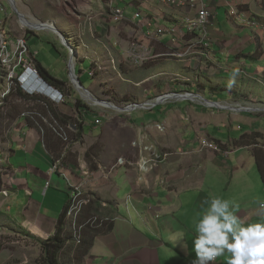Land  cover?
<instances>
[{"label":"crops","instance_id":"0c3cea01","mask_svg":"<svg viewBox=\"0 0 264 264\" xmlns=\"http://www.w3.org/2000/svg\"><path fill=\"white\" fill-rule=\"evenodd\" d=\"M202 1L213 21L207 49L197 35L179 34L186 21L197 17L199 0H188L182 7L158 0H115L112 8L126 11L125 20L118 24L101 0H94L90 7L85 4L82 14L91 16L92 23L84 27H89V32L87 42L79 46L76 72L80 79L94 81L86 89L96 100L111 105L112 97L122 101L118 105L124 99L128 105H143L162 95L191 93L203 102L246 106L242 97L247 100L246 94L255 85H263L264 0ZM15 3L26 19H40L39 1ZM9 5L0 0V28L11 37H25L36 55L37 69L67 83V87L49 84L64 96L63 102L28 98L21 89L5 101L0 98V242L7 236L29 242L30 236L41 241L52 238L71 199L72 187L82 181L85 192L98 199L100 217L114 223L110 234L95 240L82 264H193L195 224L210 196L239 203L237 215L246 224L258 221L256 205L264 200V185L258 177V182L254 181L252 148H235L234 144L253 132H259L264 140L263 125L255 122L252 130L244 132L240 123L236 130L241 134L236 135L238 121L232 117L226 122L224 115L211 110L230 111L233 116L252 112L211 108L191 99L174 100L154 111L137 110L130 116L113 114L103 106L79 111L77 102L84 106V100L67 80V75L71 78V54L66 45L59 37L53 47L42 37L41 45H32L36 29L25 28ZM234 10L240 19L232 15ZM46 19L47 25L54 22L64 33L71 27ZM173 28L178 33L175 36L169 34ZM133 42L149 45L159 58L142 68L130 67L125 59ZM31 110H51L63 123L74 127L82 124V141L67 148L50 131L42 135L22 117ZM104 115H109L106 123L99 118ZM157 125H162L163 131ZM134 141L173 155L147 173L125 166L108 181L96 176L84 179L86 170L109 168L120 157L136 162L139 150L132 146ZM203 141L231 154L227 157L202 149ZM56 163L58 170L53 172ZM5 188L7 198L1 194ZM1 253L0 257H7ZM213 264H226V260L221 257Z\"/></svg>","mask_w":264,"mask_h":264},{"label":"built area","instance_id":"2783aa9c","mask_svg":"<svg viewBox=\"0 0 264 264\" xmlns=\"http://www.w3.org/2000/svg\"><path fill=\"white\" fill-rule=\"evenodd\" d=\"M7 1L10 3V0ZM158 1L163 4L176 7H182L188 2V0ZM199 1L200 9L198 11L197 17L186 21L183 26V31L179 34L183 37H185L187 33L191 35H197L200 40V45H204L205 49H207L209 45L206 43V41L209 38V31L213 26V21L211 19L212 13L202 0ZM1 10L2 8H0V11ZM232 15L238 19L241 18L239 12L236 10L232 12ZM125 18L126 11L124 9H112V20L114 23H121L125 20ZM248 23L252 24L253 26H260L257 21H250ZM49 25L53 27L56 26L54 22L50 23ZM262 30H264V27ZM169 34L171 36H175L178 33L176 29L173 28L169 31ZM65 45L70 52L71 57L75 58L78 56L75 53V48L73 45ZM177 56L183 57V55ZM35 57L36 55L31 52L25 37H11L2 27L0 28V67L1 74L3 76V82L0 84V98L2 101H5L13 93V91L18 89L23 90L32 99L37 97H45L54 102L64 101V96L55 87L51 86L52 91H49V89H47V87L40 82L42 81V78L35 65ZM126 57L128 59L127 62L129 65L135 68H142L153 63L157 58H159V55H156L152 47L149 45L140 42H133L130 44L126 52ZM31 82H37L33 89L30 87ZM57 94H60L59 99L56 97ZM182 96H185L191 100H196L194 94L191 93H186L183 95L173 93L160 96L154 102L149 101L147 104H155L157 101L164 99L163 101L159 102V105H166L171 101L179 100L178 98ZM171 97L173 98L171 99ZM132 105L136 106L135 104ZM218 106L226 109L225 106L231 105L219 104ZM151 109L152 108H150V110ZM231 110H241L240 112H244L247 110H252V108L236 106ZM22 117L29 120L42 135H44L47 131H50L67 148L76 142V139L73 138V129H75L76 126L74 127L72 125L62 123L59 117L51 110H47L45 112L31 110L23 113ZM97 123L99 124L100 122L98 121ZM157 129L159 131H163V126L157 125ZM132 146L139 150V158L136 162L120 157L113 165H110L109 168L100 169L96 172L86 170L84 179L96 176L100 180L102 179L104 181H108L119 171L121 167L125 166L134 167L141 173H147L151 169L160 167L166 163L173 155L167 152H159L153 145H146L143 141H135L132 143ZM201 147L202 149L211 150L218 154H231V151H224L219 145L209 141H203L201 143ZM57 170L58 167L56 163L53 167V172H56ZM9 181L11 182L12 180L9 178ZM1 194L7 198L9 196L8 189H3ZM91 200V196L85 192L84 181L72 187L71 199L67 206L65 215L68 227L75 235L74 239L78 243H80V232L84 228V225H79V221L83 211L91 203ZM100 221V224L103 222H112L108 218L95 216L90 219L88 223L94 225Z\"/></svg>","mask_w":264,"mask_h":264},{"label":"rangeland","instance_id":"374dc122","mask_svg":"<svg viewBox=\"0 0 264 264\" xmlns=\"http://www.w3.org/2000/svg\"><path fill=\"white\" fill-rule=\"evenodd\" d=\"M39 1V3L37 4V10H38V15H39V21L38 19L36 20H31L27 19L29 22H33V23H40V24H47V20L46 18H52L51 20H55L57 23H61V24H69L71 27H67V32H62L63 33V37L58 35L57 33H54L51 30H35L34 32H36V36L32 37V45L35 44H40V40L39 37L42 38H48V46H54V39L56 38H62L61 40L65 41V44H69V45H73L75 48V53L76 55H79V46H83V43L87 42V34H88V30L89 27L84 28L85 24H90L92 23L91 21V16H85L84 12V6L86 4L87 7H90V5H92L91 3L94 0H70L67 2L64 1H59V0H36ZM102 3V1H101ZM11 10L13 11L11 5H9ZM91 8H94V6H91ZM83 10V12H82ZM94 10H96V8H94ZM14 12V11H13ZM81 12V13H80ZM15 13V12H14ZM81 15V16H80ZM92 15V14H89ZM43 22V23H41ZM22 23V22H21ZM25 23V22H23ZM22 23V25L29 29L30 27L25 26ZM81 25V26H80ZM89 26V25H88ZM67 40V41H66ZM51 42V43H50ZM57 53V52H56ZM54 53V56H57V54ZM127 59V58H126ZM125 59V63L128 64L127 60ZM76 61H77V56L75 58H73V63L75 64V70H76ZM129 65V64H128ZM130 67H133L131 65H129ZM90 66L87 65V68H89ZM135 68V67H134ZM96 69V68H95ZM79 72V69H78ZM95 72L98 74V69L95 70ZM77 77L78 74L76 72ZM67 80L71 81V78L69 75H67ZM83 86L85 88H89L90 84L92 82H94L92 79L84 78L81 79ZM72 87H74L72 85ZM76 88V87H75ZM255 89H251L249 91L247 95V100L245 99L246 97H242L243 100H245L247 102V105L244 106L245 108H252V109H259L262 110L261 112H253V113H241L238 114L237 116H233L232 112L230 111H221L218 109H212L211 111H214L215 113H217V115H221V116H225L226 117V122L230 121V119L233 117L235 118L238 122L236 123V127L235 130L237 129V127L239 126V124L241 123L243 128H244V132H249L251 129V125L255 122H259L261 123V125H263V129L264 130V121L263 119L261 120L260 117H264V79H263V85L261 84H257L254 86ZM19 90V89H18ZM83 93V91H80V93ZM81 93L83 100H84V104L87 107H92L93 109L96 108H100V106H95L94 102L90 101L89 99H87L86 97L83 96V94ZM25 95L30 98L27 93H25ZM78 96L79 92H78ZM91 97V96H90ZM110 101L113 103L114 106H118V108H126L127 106H129L126 99H124V103H122L121 105H118V102H122V101H118L116 99H114L113 97L110 98ZM131 104V103H130ZM199 106H203L201 104H199ZM162 107V105H159L155 108H152L151 110H155ZM205 107V106H203ZM208 108V107H207ZM91 109V108H90ZM210 109V108H208ZM110 110V108H109ZM149 111V110H147ZM111 113L119 115V116H130V113H122L119 112L117 110H110ZM136 112L135 115H138ZM108 116L109 115H104V116H100L99 118H101L102 122L106 123L108 121ZM92 120H94V118H92ZM77 130L73 129V132L75 133ZM228 133V132H227ZM236 135H240L241 133L239 131L236 130L235 132ZM255 169H256V174L254 175V181H256V183L258 182L256 180V178L258 177L261 181L259 172H258V168L256 166L255 163ZM262 182V181H261ZM123 195H127L125 192L123 193ZM264 201V200H263ZM256 207L259 208V203L258 205H256ZM75 238V237H74ZM30 240V239H29ZM75 241V239H73ZM77 244H79L77 241H75ZM28 245L30 247H28ZM25 246V247H24ZM3 251H0L1 254L3 255H7V257H0V262L1 264H40V261L42 259V251H41V247L37 242L32 241H28V240H22L21 238L18 239L17 236L14 237H10L7 236L6 238H4L1 242H0V250L3 248ZM12 256V257H11Z\"/></svg>","mask_w":264,"mask_h":264},{"label":"clouds","instance_id":"9594fccd","mask_svg":"<svg viewBox=\"0 0 264 264\" xmlns=\"http://www.w3.org/2000/svg\"><path fill=\"white\" fill-rule=\"evenodd\" d=\"M40 82L52 91V85ZM36 84L31 82V89ZM258 203V221L246 224L237 215L239 203L220 196L205 199L207 207L195 224L193 264H213L221 257L226 264H264V201Z\"/></svg>","mask_w":264,"mask_h":264},{"label":"trees","instance_id":"16d2710c","mask_svg":"<svg viewBox=\"0 0 264 264\" xmlns=\"http://www.w3.org/2000/svg\"><path fill=\"white\" fill-rule=\"evenodd\" d=\"M65 1H70V0H65ZM101 1L105 4V6H107L108 9L109 7L111 10L114 8L115 0H101ZM39 72L41 78L43 80H47L49 82L48 83L46 81L48 84L55 85L56 87L59 88L67 87V83L54 78L46 71L41 70ZM77 108L79 109V111H81L80 110L81 108H83V110L85 109L86 112L90 111V109L85 104L83 106L81 104V101L79 100L77 102ZM76 130L77 131L73 133V138H75L77 142H81L83 138L82 124L77 123ZM263 141H264L263 137L259 132H253L251 134L242 135L240 139L235 142L234 147L252 148L255 163L258 168L261 181L264 185V142ZM91 199H92L91 203L85 208L79 221V225H84V228L80 232L79 244H77L73 240L75 235L68 227V223L66 221V215H65L66 210L61 216L57 224L55 234L52 238L46 241H41L34 237L28 236L31 241L33 240L34 242H37L41 247L42 259L40 261V264H82L83 260L90 254L94 246L95 240L98 237L106 236L112 232L114 226L113 222H103L102 224H100L101 223L100 221L95 223L94 225L88 223L89 220L92 219L93 217L95 216L100 217L97 211L98 199L92 196Z\"/></svg>","mask_w":264,"mask_h":264},{"label":"water","instance_id":"95a60500","mask_svg":"<svg viewBox=\"0 0 264 264\" xmlns=\"http://www.w3.org/2000/svg\"><path fill=\"white\" fill-rule=\"evenodd\" d=\"M10 3H11V7H12V9H13V11L15 12V14L18 16V18L20 19V21L22 22V20L23 19H26V17L23 15V14H21L20 12H19V10L17 9V6H16V3H15V0H10ZM27 20V19H26ZM39 24V23H38ZM41 25H44L45 27H47V28H49L50 27V25H47V24H41ZM52 27V30L51 31H53L54 33H57L58 35H60V36H63V33H61L55 26L53 27V26H51ZM36 30H39V29H36ZM62 39V38H61ZM67 41V40H66ZM65 42V41H64ZM72 62H73V57H71V65H70V67H71V83H72V85L74 86V87H76V89L78 90V91H83V93H86V94H90L91 95V93L82 85V83H81V81H80V78L79 77H77V75H76V70H75V68H74V72H73V70H72ZM76 78V81H77V83L76 82H74V79L73 78ZM3 82V76H2V74H1V67H0V84ZM77 84H78V86H77ZM82 93V92H81ZM82 93V94H83ZM91 98L93 99V101H94V105L95 106H104V107H108V108H110V109H113V110H117V111H122V113H131V112H134V111H137V110H150V108H153V107H155V106H157V105H159L160 103H159V101H157L155 104H147V103H145V104H143V105H136V106H134V105H131V106H127L126 108H123V109H121V108H118V107H116V106H113V105H111V104H109V103H107V102H101V101H99V100H96L92 95H91ZM178 99H183V100H189V98H187V97H185V96H182V97H180V98H178ZM91 101V100H90ZM213 105H217L216 103H212ZM218 107V106H217ZM219 108V107H218ZM239 111H241V110H239ZM244 112H260V110H258V109H252V110H247V111H244Z\"/></svg>","mask_w":264,"mask_h":264},{"label":"bare ground","instance_id":"6f19581e","mask_svg":"<svg viewBox=\"0 0 264 264\" xmlns=\"http://www.w3.org/2000/svg\"><path fill=\"white\" fill-rule=\"evenodd\" d=\"M13 1V0H12ZM23 22H25L27 25H25V26H27V27H30L31 29H48V30H52V27L50 26L49 28H47V27H45L44 25H41L40 23L39 24H37V23H33V22H29L28 20H26V19H23L22 20V23ZM63 37V36H62ZM127 61H128V59H127ZM74 63L72 62V70H73V72H74ZM74 79V82H76L77 83V81H76V78L74 77L73 78ZM77 86H78V84H77ZM83 96L84 97H86L87 99H89V100H91L92 102H94L93 101V99L90 97L91 95L90 94H86V93H83ZM163 96V95H162ZM194 96L196 97V101H201V102H203L202 100V97H200V96H198V95H195L194 94ZM173 97H171V99H172ZM157 99V98H156ZM156 99H154L153 101H151V102H154ZM164 99H162V100H160L159 102H161V101H163ZM206 106H209V107H211V108H218L219 106V104H221V103H216L217 105H213L212 103H214V102H208V101H206V102H203ZM95 104V103H94ZM151 104V103H150ZM154 104V103H153ZM222 105V104H221ZM224 105H228V104H224ZM218 106V107H217ZM233 105H231V106H225V108L226 109H232L233 107H235V106H233ZM104 107V106H103ZM219 108H221V107H219ZM255 110V109H254ZM119 112H122V111H119ZM259 113V112H258ZM135 142V141H134ZM230 155V154H229ZM226 156H228V155H226Z\"/></svg>","mask_w":264,"mask_h":264}]
</instances>
